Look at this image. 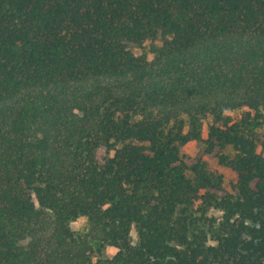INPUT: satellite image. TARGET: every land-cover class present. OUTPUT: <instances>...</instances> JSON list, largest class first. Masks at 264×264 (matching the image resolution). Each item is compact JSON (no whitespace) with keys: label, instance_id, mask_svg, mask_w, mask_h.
Segmentation results:
<instances>
[{"label":"trees","instance_id":"16d2710c","mask_svg":"<svg viewBox=\"0 0 264 264\" xmlns=\"http://www.w3.org/2000/svg\"><path fill=\"white\" fill-rule=\"evenodd\" d=\"M0 264H264V0H0Z\"/></svg>","mask_w":264,"mask_h":264},{"label":"rangeland","instance_id":"374dc122","mask_svg":"<svg viewBox=\"0 0 264 264\" xmlns=\"http://www.w3.org/2000/svg\"><path fill=\"white\" fill-rule=\"evenodd\" d=\"M164 43V38L162 36H159L156 40L154 41H146L142 45H134L131 44L129 45V49L136 55V56H142L145 55L147 56L148 60H153L155 56V51L162 47ZM240 114H233V118L239 117ZM209 125L210 121L206 120L205 125H204V132L202 136V140L200 141H194L191 142L181 149V153L183 157L186 158V160H194V159H203L204 161L207 162L208 166L210 169L217 171L220 173L223 178H224V190L229 193H236L235 186L237 183V175L236 173L228 167H225L223 165H220L218 162V159L215 157H211L206 155L205 150H206V141L208 138V132H209ZM259 152L261 150L259 149ZM88 221L86 218H80L77 219L76 221H73L70 223V228L76 232H82L86 227H87ZM131 241L133 244H137V233L135 230L132 231L131 233ZM116 253V249L108 247L104 255L99 256L103 259H109L112 258ZM97 257V258H99Z\"/></svg>","mask_w":264,"mask_h":264}]
</instances>
